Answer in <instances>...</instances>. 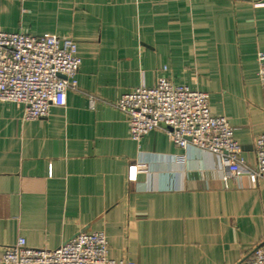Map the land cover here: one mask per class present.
<instances>
[{"label": "crops", "instance_id": "crops-1", "mask_svg": "<svg viewBox=\"0 0 264 264\" xmlns=\"http://www.w3.org/2000/svg\"><path fill=\"white\" fill-rule=\"evenodd\" d=\"M0 29L70 36L82 60L47 117L0 102V258L19 237L55 248L82 230L135 264H238L264 242V178L226 177L165 126L134 140L115 105L160 76L206 91L256 167L264 0H0Z\"/></svg>", "mask_w": 264, "mask_h": 264}, {"label": "built area", "instance_id": "built-area-1", "mask_svg": "<svg viewBox=\"0 0 264 264\" xmlns=\"http://www.w3.org/2000/svg\"><path fill=\"white\" fill-rule=\"evenodd\" d=\"M81 61L70 36L0 29V102L24 103L28 119L47 117L51 106L65 104L69 89H77ZM258 75L264 87V51L258 53ZM115 105L127 115L134 140L165 126L179 147L194 145L215 154L226 177L248 171L253 178H264V133L254 142L256 167L248 169L233 125L227 116L212 112L206 91L160 76L154 86L125 92ZM0 264L135 263L109 257L105 232L82 230L55 248L32 247L19 237L5 248ZM238 264H264V242Z\"/></svg>", "mask_w": 264, "mask_h": 264}]
</instances>
